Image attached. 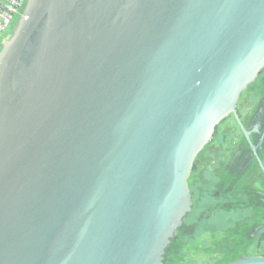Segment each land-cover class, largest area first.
Returning <instances> with one entry per match:
<instances>
[{"label":"water","instance_id":"obj_1","mask_svg":"<svg viewBox=\"0 0 264 264\" xmlns=\"http://www.w3.org/2000/svg\"><path fill=\"white\" fill-rule=\"evenodd\" d=\"M263 67L264 0H26L0 51V264H166L196 155L229 114L249 140Z\"/></svg>","mask_w":264,"mask_h":264},{"label":"flooded vegetation","instance_id":"obj_2","mask_svg":"<svg viewBox=\"0 0 264 264\" xmlns=\"http://www.w3.org/2000/svg\"><path fill=\"white\" fill-rule=\"evenodd\" d=\"M236 113L250 141L234 114L221 121L219 130L212 136L214 140L207 149V155L197 157L194 162L191 185L189 180L193 211L187 217L178 240L187 238L186 242H191L200 223L213 218L214 210L227 217L237 216L235 221L248 227L244 232L246 238L251 235V229L264 223V173L252 150V145H257L264 134V67L241 93ZM257 153L264 167V138ZM199 207L213 211H199L194 217ZM187 253L184 249L183 259Z\"/></svg>","mask_w":264,"mask_h":264},{"label":"rangeland","instance_id":"obj_3","mask_svg":"<svg viewBox=\"0 0 264 264\" xmlns=\"http://www.w3.org/2000/svg\"><path fill=\"white\" fill-rule=\"evenodd\" d=\"M13 28L14 26L11 25L0 34V51L2 49V43L11 36ZM235 132L238 131L235 130ZM237 136L235 135V137ZM208 177H210V174ZM190 179L191 185L192 174ZM210 193H212L211 190ZM205 209L199 207L194 217L199 211L201 213ZM205 211L208 213V211L212 212L213 209ZM212 213L214 214L211 220L200 223L198 231L191 242H186L187 238L180 239V241H185L184 247L181 249L182 259L178 255L179 246L176 244L170 250L166 264H219L224 260L230 259L232 253L242 252L241 254L245 255H248V252L255 253V243L249 242V238H246L244 233L242 234V228L245 226L235 221V219H238L237 216L227 217L225 214L218 213L217 210H214ZM247 230L248 227L243 229L244 232ZM239 243H241V246L238 245ZM242 243L248 244L242 246ZM228 244L230 245L229 248L227 247ZM184 249L188 253L183 259ZM174 255H178V259Z\"/></svg>","mask_w":264,"mask_h":264},{"label":"built area","instance_id":"obj_4","mask_svg":"<svg viewBox=\"0 0 264 264\" xmlns=\"http://www.w3.org/2000/svg\"><path fill=\"white\" fill-rule=\"evenodd\" d=\"M26 0H0V34L14 26Z\"/></svg>","mask_w":264,"mask_h":264},{"label":"trees","instance_id":"obj_5","mask_svg":"<svg viewBox=\"0 0 264 264\" xmlns=\"http://www.w3.org/2000/svg\"><path fill=\"white\" fill-rule=\"evenodd\" d=\"M221 123V122H220ZM219 123V124H220ZM217 125L216 126V128H215V131H214V133H217V131L219 130V127H220V125ZM215 134H213V136H214ZM213 139H211L199 152H198V154L196 155V158L197 157H199V156H202V155H207V149H208V147H209V145H211V143L213 142V140H214V137H212ZM196 158H195V160H196ZM195 162V161H194ZM196 222V221H195ZM245 227H243L242 228V234L244 233V231H243V229H244ZM249 240V242H253V243H255V246H256V249H255V253H254V255H264V233H262V234H260L256 239H248ZM184 244H185V241H183V240H181L180 241V239L177 241V246H179V251H178V255H179V257H180V259H182V256H181V254H182V252H181V249L184 247ZM248 243H242V246H244V245H247ZM239 246H241V243H239L238 244ZM262 248V249H261ZM242 252H236V253H232L231 254V258L230 259H233V258H236L239 254H241ZM178 255H174V257H176L177 259H178ZM248 255H253V252L252 253H249L248 252ZM180 259H179V261H180ZM230 259H228V260H224V261H222L221 263H219V264H222V263H225V262H227V261H229Z\"/></svg>","mask_w":264,"mask_h":264},{"label":"bare ground","instance_id":"obj_6","mask_svg":"<svg viewBox=\"0 0 264 264\" xmlns=\"http://www.w3.org/2000/svg\"><path fill=\"white\" fill-rule=\"evenodd\" d=\"M23 8V7H22ZM21 11H22V9H21Z\"/></svg>","mask_w":264,"mask_h":264}]
</instances>
